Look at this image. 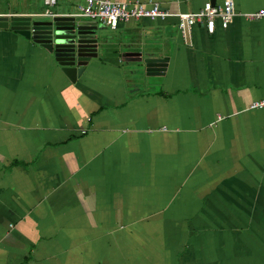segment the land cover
<instances>
[{
	"label": "crops",
	"instance_id": "0c3cea01",
	"mask_svg": "<svg viewBox=\"0 0 264 264\" xmlns=\"http://www.w3.org/2000/svg\"><path fill=\"white\" fill-rule=\"evenodd\" d=\"M231 1L212 33L195 23L183 37L174 16L106 27L74 82L0 28V264H264V105L251 108L264 21L241 16L264 0ZM43 8L0 0V15ZM133 52L167 57L164 74L130 80Z\"/></svg>",
	"mask_w": 264,
	"mask_h": 264
},
{
	"label": "water",
	"instance_id": "95a60500",
	"mask_svg": "<svg viewBox=\"0 0 264 264\" xmlns=\"http://www.w3.org/2000/svg\"><path fill=\"white\" fill-rule=\"evenodd\" d=\"M7 27L31 39L50 54L70 82H74L88 61L97 56L102 44L98 38L102 25L71 16L0 15V28ZM126 54H130V60L134 61L128 73L130 80L142 85L144 77L164 74L167 57L145 55L141 52ZM135 89L142 87L131 88L129 91Z\"/></svg>",
	"mask_w": 264,
	"mask_h": 264
},
{
	"label": "built area",
	"instance_id": "2783aa9c",
	"mask_svg": "<svg viewBox=\"0 0 264 264\" xmlns=\"http://www.w3.org/2000/svg\"><path fill=\"white\" fill-rule=\"evenodd\" d=\"M56 0H42L44 8L37 13H29L28 15L52 17L56 15L71 16L76 19L89 20L103 27L115 28L120 22L128 20H137L140 18L164 19L169 16L177 18V29L183 37L189 33L192 25L200 23L204 26L207 33H212L214 22L219 20L221 27H226L235 12L231 0H222L221 3L215 4L209 1L196 11L170 13L166 9H162L156 1H135V2H117L110 0H81L76 4L73 11L58 13L52 11L48 6L55 4ZM242 17L246 19H262L264 21V9L253 12L242 13ZM264 99L257 101L251 105L252 107H262Z\"/></svg>",
	"mask_w": 264,
	"mask_h": 264
},
{
	"label": "rangeland",
	"instance_id": "374dc122",
	"mask_svg": "<svg viewBox=\"0 0 264 264\" xmlns=\"http://www.w3.org/2000/svg\"><path fill=\"white\" fill-rule=\"evenodd\" d=\"M48 8L50 9V10H53V8H52V6H48ZM75 9V7H71V8H69L67 11L69 12V11H73ZM109 34H113V32H111V31H109L106 27L104 28H102L101 30H99L98 31V38H99V41L101 40H104L105 38H107V36L109 35ZM101 48H99V50H98V56H100V54H101ZM144 78H146V77H144ZM149 81H152L151 80V78H147Z\"/></svg>",
	"mask_w": 264,
	"mask_h": 264
}]
</instances>
